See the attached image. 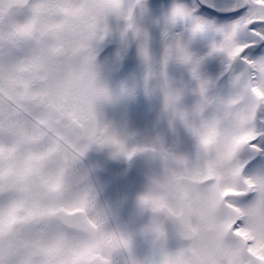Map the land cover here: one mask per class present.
<instances>
[{"label": "snow or ice", "instance_id": "obj_1", "mask_svg": "<svg viewBox=\"0 0 264 264\" xmlns=\"http://www.w3.org/2000/svg\"><path fill=\"white\" fill-rule=\"evenodd\" d=\"M17 5L23 9L19 17L0 21V264H152L150 256L138 255L131 235L100 230L99 216L89 214L88 194L72 173L97 142L86 122L79 50L102 22L132 21V7L125 10L120 0H17ZM6 6L11 0L7 5L0 0V11ZM135 7L149 15L144 0ZM171 9L165 35L169 26L183 23L226 41L211 54H223L221 75L230 74L235 89L229 103L240 107L226 109L227 126L212 120L203 131L189 132L203 146H220L219 158L228 162L235 181L222 190L225 200L229 195L247 200L245 186H253L248 173L264 191V0H173ZM180 52L183 61L192 62L186 48ZM140 54L151 58L146 39ZM192 72L207 100L214 81L196 68ZM104 142L125 150L113 136ZM152 203L164 207L161 200ZM227 207L233 211L223 228L238 238L227 249L231 264H264V215L250 212L245 222L240 207L231 201ZM164 247L153 248L152 256Z\"/></svg>", "mask_w": 264, "mask_h": 264}, {"label": "clouds", "instance_id": "obj_2", "mask_svg": "<svg viewBox=\"0 0 264 264\" xmlns=\"http://www.w3.org/2000/svg\"><path fill=\"white\" fill-rule=\"evenodd\" d=\"M120 2L125 10L132 7V21L117 17L102 22L95 34L86 35L79 50L81 79L86 86V122L91 124L97 142L75 162L72 173L78 187L88 194L89 214L99 216L101 231L131 235L138 248L147 250L140 257L150 256L152 264H231L227 249L238 238L223 228L233 211L227 201L240 207V218L247 222L250 212L264 215V191L255 174L248 173L253 180L252 187L245 186L248 199L229 195L226 201L222 190L235 181L227 171L228 162L219 158L220 146H203L189 132L190 128L203 131L212 120L227 126L226 109L231 107L235 112L240 107L229 103L235 89L230 74L221 75L223 54H211L214 48L226 46V41L207 30L193 32L191 25L183 23L169 26L165 35V17L171 13V6L156 15L150 0H144L149 15H141L135 7L137 0ZM135 29L140 30V35ZM154 29L159 31L158 50L153 47ZM145 39L150 49L148 61L140 54ZM108 45L114 46V52L105 57L102 53ZM181 48L191 54V63L180 58ZM133 49L139 72L114 81L113 74ZM213 65L218 71H211ZM193 68L214 81L207 100L193 77ZM141 94L149 104L151 118L145 126L135 127L122 111ZM107 136L120 140L125 150L104 142ZM91 152L106 153L109 160L126 164L142 159L145 188L135 196L134 229H125L120 216L129 197L122 195L114 200L106 195L107 185L100 177L103 165L89 159ZM128 152L132 155L128 156ZM156 200L163 202L162 209L152 203ZM163 246L166 247L152 256L153 248Z\"/></svg>", "mask_w": 264, "mask_h": 264}, {"label": "flooded vegetation", "instance_id": "obj_3", "mask_svg": "<svg viewBox=\"0 0 264 264\" xmlns=\"http://www.w3.org/2000/svg\"><path fill=\"white\" fill-rule=\"evenodd\" d=\"M143 126L145 125L143 124ZM143 126L139 125V127ZM89 159L103 165L104 170L100 173V177L107 185L106 195L109 198L115 200L122 195L129 197L120 210V216L125 229L132 230V226L136 225L135 196L144 191L145 179L131 172L132 162L131 164H126L122 161L109 160L106 153L98 152H91ZM125 170H127L126 174ZM144 254L145 250L142 247L138 248V255L143 256Z\"/></svg>", "mask_w": 264, "mask_h": 264}, {"label": "rangeland", "instance_id": "obj_4", "mask_svg": "<svg viewBox=\"0 0 264 264\" xmlns=\"http://www.w3.org/2000/svg\"><path fill=\"white\" fill-rule=\"evenodd\" d=\"M173 3V0H150L151 8L154 14L159 15L168 10ZM7 5V0H6ZM7 11V19L14 20L22 14L23 9L17 5V0H11V6L4 8ZM153 47L158 50L159 48V31L154 29V41ZM133 55L136 57L135 50ZM211 71H218L217 66H211ZM139 72L138 62H131L128 64L123 63V66L113 74V80L118 82L122 79L128 78L131 75ZM146 99L143 95H139L135 100L131 101L125 109L122 111V115L128 120V122L135 127L139 125H146L150 120L149 109L146 107ZM111 114V113H110ZM143 119V120H142ZM142 120V122H141ZM145 120V121H144ZM136 225H133L131 229H134Z\"/></svg>", "mask_w": 264, "mask_h": 264}, {"label": "trees", "instance_id": "obj_5", "mask_svg": "<svg viewBox=\"0 0 264 264\" xmlns=\"http://www.w3.org/2000/svg\"><path fill=\"white\" fill-rule=\"evenodd\" d=\"M7 11L4 9L3 11H0V21H3L5 19H7ZM114 52V46L113 45H108L104 52L102 53L103 56L108 57L111 56ZM134 53H131L128 55V57L126 58L125 62H128L129 64H131V62H138L136 57H134L133 55Z\"/></svg>", "mask_w": 264, "mask_h": 264}, {"label": "water", "instance_id": "obj_6", "mask_svg": "<svg viewBox=\"0 0 264 264\" xmlns=\"http://www.w3.org/2000/svg\"><path fill=\"white\" fill-rule=\"evenodd\" d=\"M131 52V51H130ZM132 172L136 175L143 176V161L141 158H136L132 164Z\"/></svg>", "mask_w": 264, "mask_h": 264}]
</instances>
